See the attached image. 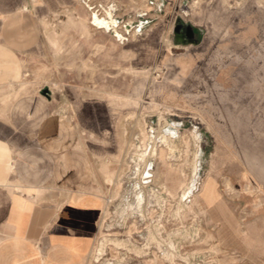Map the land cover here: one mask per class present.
<instances>
[{"label":"rangeland","instance_id":"obj_1","mask_svg":"<svg viewBox=\"0 0 264 264\" xmlns=\"http://www.w3.org/2000/svg\"><path fill=\"white\" fill-rule=\"evenodd\" d=\"M29 2L41 36L0 84V111L25 110L0 136L41 158L23 165L57 194L40 202L89 207L82 264H264V0L248 37L211 36L228 0ZM107 8L122 40L90 25ZM177 20L197 44L175 43Z\"/></svg>","mask_w":264,"mask_h":264},{"label":"crops","instance_id":"obj_2","mask_svg":"<svg viewBox=\"0 0 264 264\" xmlns=\"http://www.w3.org/2000/svg\"><path fill=\"white\" fill-rule=\"evenodd\" d=\"M15 1L2 0L3 5L0 2V84L7 85L18 82V78L12 77V69L16 64L20 70L19 54L35 52L36 38L41 36V15L28 12L29 0ZM235 1L228 0L230 3H226V8L220 7L215 16L211 15V36H250V0H240L239 5H235ZM211 2L223 4L222 0ZM10 4H14L13 7H8ZM213 11L211 8V13ZM186 24L193 27L195 34L201 31L200 24ZM26 36L33 37V40L18 42V38ZM1 95L0 99H10L9 94ZM22 106L18 104L11 112L9 108L1 110L0 115L20 116L25 110ZM23 142L20 136H15L13 140L0 136V150L8 158L7 161H0V264H82L83 255L89 247V223L86 217L89 207L75 202L77 200L60 206L40 202L38 198L42 195L55 197L57 194L52 191L42 194L41 188L37 187V180L41 184V168L25 171V163L36 165V159L40 161L41 158L30 156L25 162L26 152L20 147ZM10 165V170H7ZM27 172L34 178L33 186L25 183Z\"/></svg>","mask_w":264,"mask_h":264},{"label":"bare ground","instance_id":"obj_3","mask_svg":"<svg viewBox=\"0 0 264 264\" xmlns=\"http://www.w3.org/2000/svg\"><path fill=\"white\" fill-rule=\"evenodd\" d=\"M2 1V0H1ZM0 1V2H1ZM15 1V0H14ZM18 1V0H17ZM15 1V3L17 2ZM32 1V0H31ZM12 2V1H11ZM20 2V1H18ZM17 2V3H18ZM22 2V1H21ZM4 3V1H3ZM3 3L1 2V4L3 5ZM14 3V4H15ZM7 4H9L7 2ZM14 4H10L8 5L9 6H12ZM16 6V5H15ZM19 6V5H18ZM13 7V6H12ZM21 7V6H20ZM112 7V6H110ZM25 8V7H24ZM1 9V8H0ZM3 9V8H2ZM10 9V8H9ZM87 9H90V8H87ZM111 9L112 8H107V9H104V15L103 16H100L96 11H89V19H90V25L94 28V30H102V31H105V32H108L110 29H113V32H115V35L113 37H115L117 40H122V37L121 35L118 33V31L116 30V20L113 19L112 15H111ZM26 10V9H25ZM7 11V10H6ZM10 11V10H9ZM65 11V10H64ZM57 14V13H56ZM71 16V14H70ZM68 17V16H67ZM71 18V17H70ZM82 19V18H81ZM87 26V25H86ZM88 27V26H87ZM1 42V40H0ZM4 42V41H2ZM157 75V74H156ZM19 78V76H18ZM120 82V80H119ZM123 85V84H122ZM121 137V136H120ZM123 140V139H121ZM64 157V156H63ZM7 155L6 153L3 151V150H0V161H7ZM148 166V165H147ZM6 167V166H5ZM11 168V165L7 168V170H10ZM142 175H145L146 177H148V174H149V170L146 169V167L143 169ZM142 178V177H141ZM213 178V177H212ZM147 179V178H146ZM194 179V178H193ZM196 180V179H195ZM147 183V182H146ZM144 184V183H143ZM194 183L188 188V191L190 192L192 190V187H193ZM185 192V191H183ZM193 192V191H192ZM185 193H183L182 196H184ZM139 198V197H138ZM121 205V204H120ZM151 206V205H150ZM37 213V212H36ZM40 213V212H39ZM36 217V216H35ZM38 217V216H37ZM41 217V216H39ZM38 217V218H39ZM34 220V219H33ZM38 221V220H37ZM33 222V221H32ZM36 226V225H35ZM103 249V248H102ZM100 251V250H99ZM102 252V251H101ZM96 257V256H95ZM97 259V258H95ZM11 260V259H10ZM13 261V260H12ZM10 264V262H8ZM101 263V262H100Z\"/></svg>","mask_w":264,"mask_h":264},{"label":"water","instance_id":"obj_4","mask_svg":"<svg viewBox=\"0 0 264 264\" xmlns=\"http://www.w3.org/2000/svg\"><path fill=\"white\" fill-rule=\"evenodd\" d=\"M174 41L177 44H197L198 39L195 37L193 27L189 24L177 20L174 29Z\"/></svg>","mask_w":264,"mask_h":264}]
</instances>
